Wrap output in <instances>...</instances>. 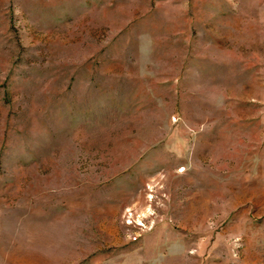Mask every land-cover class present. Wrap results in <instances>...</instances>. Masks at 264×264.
<instances>
[{
  "label": "rangeland",
  "instance_id": "rangeland-1",
  "mask_svg": "<svg viewBox=\"0 0 264 264\" xmlns=\"http://www.w3.org/2000/svg\"><path fill=\"white\" fill-rule=\"evenodd\" d=\"M0 264H264V0H0Z\"/></svg>",
  "mask_w": 264,
  "mask_h": 264
}]
</instances>
